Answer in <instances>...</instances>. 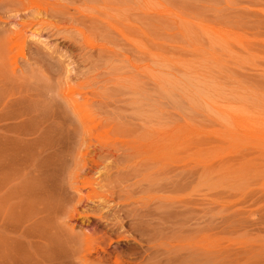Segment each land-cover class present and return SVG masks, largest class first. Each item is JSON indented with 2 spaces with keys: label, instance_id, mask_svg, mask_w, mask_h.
Returning <instances> with one entry per match:
<instances>
[{
  "label": "rangeland",
  "instance_id": "rangeland-1",
  "mask_svg": "<svg viewBox=\"0 0 264 264\" xmlns=\"http://www.w3.org/2000/svg\"><path fill=\"white\" fill-rule=\"evenodd\" d=\"M0 264H264V0H0Z\"/></svg>",
  "mask_w": 264,
  "mask_h": 264
}]
</instances>
